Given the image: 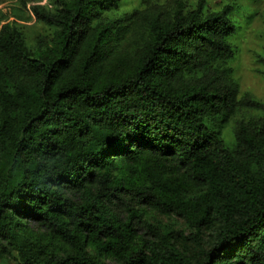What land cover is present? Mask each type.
Instances as JSON below:
<instances>
[{
	"label": "trees",
	"instance_id": "trees-1",
	"mask_svg": "<svg viewBox=\"0 0 264 264\" xmlns=\"http://www.w3.org/2000/svg\"><path fill=\"white\" fill-rule=\"evenodd\" d=\"M41 1L0 27V260L264 264V103L232 65L242 0ZM32 19L34 49L17 25ZM256 64L264 80V47Z\"/></svg>",
	"mask_w": 264,
	"mask_h": 264
},
{
	"label": "rangeland",
	"instance_id": "rangeland-1",
	"mask_svg": "<svg viewBox=\"0 0 264 264\" xmlns=\"http://www.w3.org/2000/svg\"><path fill=\"white\" fill-rule=\"evenodd\" d=\"M39 0H0V27L5 23H13L15 19L13 14L16 10L23 9L24 12L30 11L34 2ZM126 3L123 9H133L138 5L139 0H125ZM193 3L195 0H191ZM230 0H207L209 6L213 9H220L223 5L229 4ZM22 2L27 3V7H22ZM47 0H42L41 5L47 3ZM242 7V10L238 14V19L241 20V29H239L238 35L235 38V45L238 47V56L232 63L235 69V77L237 78L241 95L244 93H250L257 100L264 103V80L256 73V69L260 68L256 64L257 55L262 53L264 47V0L258 1H236ZM249 19V23L248 22ZM26 38V43L29 48L34 49L36 40L42 31V25H40L35 19L30 20L27 23L17 22ZM263 116L260 112H248L240 116L245 120H257ZM234 130L235 124L232 122L223 131V139L229 146L234 143ZM147 218L153 219L154 222H161L162 224H174L176 228H180L182 224L174 219H166L159 217L158 215L148 212ZM0 264H15L10 262H3L0 260Z\"/></svg>",
	"mask_w": 264,
	"mask_h": 264
}]
</instances>
